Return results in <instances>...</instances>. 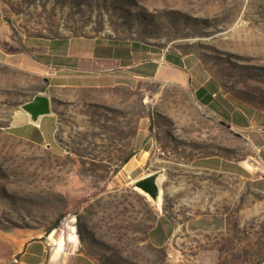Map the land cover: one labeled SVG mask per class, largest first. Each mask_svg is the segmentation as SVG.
I'll return each instance as SVG.
<instances>
[{"label":"rangeland","instance_id":"374dc122","mask_svg":"<svg viewBox=\"0 0 264 264\" xmlns=\"http://www.w3.org/2000/svg\"><path fill=\"white\" fill-rule=\"evenodd\" d=\"M0 7L25 43L133 51L113 66L133 64L124 80L38 77L58 118L53 143L0 129V264H264V193L252 180L264 151L242 136L264 129V0ZM148 178L160 204L139 189Z\"/></svg>","mask_w":264,"mask_h":264},{"label":"crops","instance_id":"0c3cea01","mask_svg":"<svg viewBox=\"0 0 264 264\" xmlns=\"http://www.w3.org/2000/svg\"><path fill=\"white\" fill-rule=\"evenodd\" d=\"M128 46L80 38L25 43L14 37L0 7V129L16 139L53 143L58 118L53 111L51 94L37 90L38 77L49 87H96L104 80H124L129 78L124 69L133 64L117 67L119 70L113 66L120 64L123 54H133L131 45ZM157 71L142 76L155 77ZM39 93L50 97L52 112L33 123L17 106ZM243 130L242 136L251 141L256 151H264V129ZM240 168L248 172L250 165L240 164ZM252 180L256 190L264 193V175H254Z\"/></svg>","mask_w":264,"mask_h":264},{"label":"water","instance_id":"95a60500","mask_svg":"<svg viewBox=\"0 0 264 264\" xmlns=\"http://www.w3.org/2000/svg\"><path fill=\"white\" fill-rule=\"evenodd\" d=\"M20 108L29 115L31 122L36 123L41 116L52 112L51 99L49 96L39 93L31 101L22 104ZM139 186H144L153 192L156 189L154 182L150 178L141 181Z\"/></svg>","mask_w":264,"mask_h":264},{"label":"bare ground","instance_id":"6f19581e","mask_svg":"<svg viewBox=\"0 0 264 264\" xmlns=\"http://www.w3.org/2000/svg\"><path fill=\"white\" fill-rule=\"evenodd\" d=\"M155 188V187H154ZM139 189L141 190V192H143L144 194L148 195L149 197L153 198L156 203L160 204V197L157 194V189H155V191H151L148 188L144 187V186H139ZM60 246H63V241L60 242L59 244Z\"/></svg>","mask_w":264,"mask_h":264}]
</instances>
